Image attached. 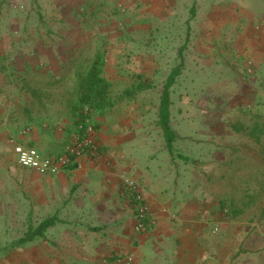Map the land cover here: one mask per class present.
<instances>
[{
  "label": "crops",
  "instance_id": "crops-1",
  "mask_svg": "<svg viewBox=\"0 0 264 264\" xmlns=\"http://www.w3.org/2000/svg\"><path fill=\"white\" fill-rule=\"evenodd\" d=\"M4 1L0 0V22L5 20ZM156 1L148 7L149 14L157 13ZM168 1L161 10L164 16L178 9L179 0ZM197 8L194 2L191 20ZM209 10L214 18H232L230 27L238 29L232 48L241 57L255 53L264 90V0H210ZM191 30L188 22L186 33ZM4 31L0 25V264H115L129 255L134 264H264V221L259 210L255 220V213L246 210L232 213V218L222 215L210 191L194 192L171 179L178 167L174 155L159 160L149 151L140 152V145L167 150L158 115L150 122L145 112L122 106L93 115L97 156L80 157L56 177L22 168L11 139L44 156L59 155L72 141L76 125L67 101L54 106L47 98L72 96L66 85L56 90L50 83H67L77 75L58 71L74 59H52L48 50L55 46L38 40L39 30H32L33 40L17 42L8 41ZM210 32H218L215 23ZM36 80L45 83L41 88L27 84ZM36 93L44 99L34 98ZM213 128H218L217 122ZM238 138L228 141L248 147L255 143L249 136ZM214 141L208 140L212 148ZM156 161L160 163L155 165ZM126 177L136 181L149 206V224L142 234L135 231L136 210L124 185ZM49 219L55 224L43 236L26 240Z\"/></svg>",
  "mask_w": 264,
  "mask_h": 264
},
{
  "label": "rangeland",
  "instance_id": "rangeland-1",
  "mask_svg": "<svg viewBox=\"0 0 264 264\" xmlns=\"http://www.w3.org/2000/svg\"><path fill=\"white\" fill-rule=\"evenodd\" d=\"M153 1L5 0L2 7L5 20L0 25L10 42L33 40L32 30H39L38 40L55 46L48 50V54L53 53L52 59L65 56L74 59L58 70L68 77L85 75L98 56L107 80L115 86L114 92L130 90L134 86L133 76L145 75L153 82V88L130 100L129 106H120L138 108L150 122L156 121L167 77L182 62V75L172 89L171 127L182 139L174 145L178 167L171 172V179L182 181V188L187 186L194 192L206 195L210 191L208 195L217 199L222 215L232 218V213L246 210L248 214L255 213L254 220L260 216L264 221V136H254L252 129L264 125V90L261 70L255 64L257 56L247 52L238 56L240 53L231 44L238 29L230 27L232 18L228 16H211L210 0H179L172 16H164L161 11L164 4H170L168 0H159V5L154 6L157 13L149 14L148 7ZM194 2L198 6L197 15L191 20ZM188 22L192 29L189 34ZM214 23L218 32L212 34ZM181 48H185L182 58ZM250 62L254 73L249 76ZM36 83L41 88L45 82L36 80ZM50 84L56 90L64 85V89L69 87L72 95L69 98L47 100L54 106L67 101L76 125L79 79ZM246 91L251 93L247 95ZM88 108L93 115L98 114ZM215 122L217 129L213 128ZM248 136L255 139L250 147L228 141ZM210 138L215 140L213 148L208 144ZM139 149L151 152L159 160L169 153L158 146L140 145ZM248 153H254V158L248 159ZM183 157L189 158V162ZM206 246L209 249L210 243Z\"/></svg>",
  "mask_w": 264,
  "mask_h": 264
},
{
  "label": "trees",
  "instance_id": "trees-1",
  "mask_svg": "<svg viewBox=\"0 0 264 264\" xmlns=\"http://www.w3.org/2000/svg\"><path fill=\"white\" fill-rule=\"evenodd\" d=\"M184 50L185 48H181L179 51V56L181 58L183 57ZM183 67L184 64L181 62L167 77L163 86V91L160 95L158 106V126L162 130L166 148L171 155H173L175 143L180 139L171 127V108L173 105L172 89L182 75ZM77 78L79 79V84L76 96H78L79 107L75 110L77 112L76 125L83 120V113L86 107H91L99 115H102L106 110L116 108L117 106H129L130 100L135 99L136 96L142 92L153 88V82L150 79L145 75L138 74L133 76L134 86H132L130 90L126 89L124 91L114 92L112 89L115 86L107 80L100 56L94 58L85 75L77 74ZM27 84L37 88V83L34 81L27 82ZM33 97L36 99L44 98L43 96L37 95V93L33 95ZM252 129L254 136H264V125L253 126ZM251 131L252 130H249V133ZM183 160L187 161L188 159L184 158ZM54 224L55 219H49L43 222L36 230L29 232L26 240H32L36 236H43L44 233Z\"/></svg>",
  "mask_w": 264,
  "mask_h": 264
},
{
  "label": "built area",
  "instance_id": "built-area-1",
  "mask_svg": "<svg viewBox=\"0 0 264 264\" xmlns=\"http://www.w3.org/2000/svg\"><path fill=\"white\" fill-rule=\"evenodd\" d=\"M253 64L247 66V75H253ZM92 113L88 107L84 109L83 120L78 124L76 133L71 142L67 143L63 151L56 156H44L39 150L26 147L10 140L18 164L25 169L34 171L41 176L56 177L66 168L75 165L82 156H97L98 145L96 141V127ZM25 133V132H23ZM124 185L129 190L136 210L137 223L135 231L139 234L145 233L148 228L149 206L139 191L135 180L124 178ZM218 229L215 230L217 232ZM115 264H134V256L129 255L119 259Z\"/></svg>",
  "mask_w": 264,
  "mask_h": 264
}]
</instances>
